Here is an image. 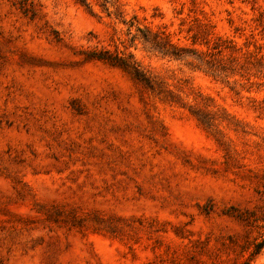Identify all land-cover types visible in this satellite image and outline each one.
<instances>
[{
  "label": "rangeland",
  "instance_id": "rangeland-1",
  "mask_svg": "<svg viewBox=\"0 0 264 264\" xmlns=\"http://www.w3.org/2000/svg\"><path fill=\"white\" fill-rule=\"evenodd\" d=\"M263 175L264 0H0V264H243Z\"/></svg>",
  "mask_w": 264,
  "mask_h": 264
},
{
  "label": "trees",
  "instance_id": "trees-1",
  "mask_svg": "<svg viewBox=\"0 0 264 264\" xmlns=\"http://www.w3.org/2000/svg\"><path fill=\"white\" fill-rule=\"evenodd\" d=\"M83 4H86V0H78ZM210 34L207 31L195 33L192 36L193 43H199L206 47L213 49L222 59L226 58L228 51H234L235 46L231 41H227L222 37L214 38L213 46L211 45ZM144 39L152 49L159 51L165 56L180 58L183 57L185 49L173 44L167 37H160L158 34H144ZM134 40V39H133ZM214 57L215 54L210 53ZM90 57L109 63L113 66H118L128 71L136 80L145 84L151 85V78L141 68V65L135 60L134 55L129 53L128 55H122L120 53H113L110 50H93L89 53ZM201 57V56H200ZM207 57V56H206ZM212 61H209L211 63ZM257 193L264 199V175L261 181V185L257 190ZM238 218L242 220L245 225L251 230L256 231L258 236L255 238L250 256L243 264H251V261L261 254L264 250V206L260 211L256 209L246 210L238 215Z\"/></svg>",
  "mask_w": 264,
  "mask_h": 264
}]
</instances>
